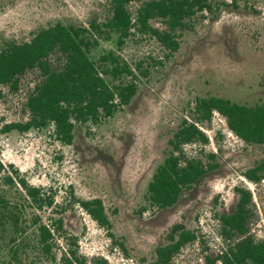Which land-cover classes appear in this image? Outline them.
Instances as JSON below:
<instances>
[{
	"label": "rangeland",
	"instance_id": "1",
	"mask_svg": "<svg viewBox=\"0 0 264 264\" xmlns=\"http://www.w3.org/2000/svg\"><path fill=\"white\" fill-rule=\"evenodd\" d=\"M108 3L0 0V45L9 39L26 40L56 21L86 25L92 17H103ZM109 49L128 63L142 61L148 69L129 104L90 134L77 129L71 145L60 144L47 131H0V160L25 173L30 184L55 188L57 200L71 186L81 198H101L113 238L78 206L65 218L69 231L78 237L79 253L102 256L108 264L152 260L155 248L164 243V235L175 223L196 231L197 238L182 247L171 264H203L205 253L213 254L223 244L217 215L234 209L236 186L250 190L249 234L263 239L264 182L254 183L242 175L261 150L246 146L229 132L218 113L201 126L208 143L202 148L185 146L188 155H199L204 161L211 162L206 154L215 153L218 166L185 190L172 207L140 209L145 205L147 183L168 150V139L195 97L218 95L248 104L264 97V0H237L236 7L221 9L216 17L199 22L169 58L153 37L137 32L121 48L102 42L95 56ZM158 58L162 63L154 64ZM32 79L26 76L17 90H1L0 128L26 117L23 102Z\"/></svg>",
	"mask_w": 264,
	"mask_h": 264
},
{
	"label": "trees",
	"instance_id": "2",
	"mask_svg": "<svg viewBox=\"0 0 264 264\" xmlns=\"http://www.w3.org/2000/svg\"><path fill=\"white\" fill-rule=\"evenodd\" d=\"M236 6L237 0H109L107 13L92 17L86 25L56 21L26 40L2 41L0 93L4 87L17 90L26 76L33 79L23 102L26 117L4 123L0 131H47L60 144L71 145L77 129L90 134L122 111L135 95L139 78L148 73L142 61L128 63L112 49L95 56L102 42L121 48L135 32L142 33L153 37L169 58L199 22ZM153 62L161 64L162 59ZM214 113L246 146L261 150L242 175L254 183L264 182V97L248 104L218 95L199 96L168 139V150L147 183L140 211L172 207L185 190L218 166L215 153L206 154L210 162L185 152L186 145L202 148L208 143L201 126ZM234 191L238 196L234 209L217 215L223 244L215 253H205L203 264H264V238L255 240L249 234L251 192L239 186ZM58 194L52 186L30 184L25 173L0 160L2 264H108L102 256L79 253L78 237L69 231L65 218L78 206L113 238L101 198H81L72 186L57 200ZM196 238L193 229L173 224L164 243L155 248L154 258L145 264H171L181 248Z\"/></svg>",
	"mask_w": 264,
	"mask_h": 264
}]
</instances>
